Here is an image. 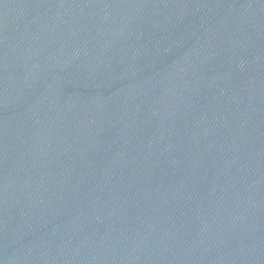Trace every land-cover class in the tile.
Segmentation results:
<instances>
[{
    "label": "water",
    "instance_id": "95a60500",
    "mask_svg": "<svg viewBox=\"0 0 264 264\" xmlns=\"http://www.w3.org/2000/svg\"><path fill=\"white\" fill-rule=\"evenodd\" d=\"M0 264H264V0H0Z\"/></svg>",
    "mask_w": 264,
    "mask_h": 264
}]
</instances>
